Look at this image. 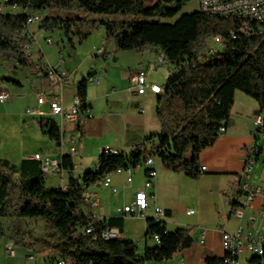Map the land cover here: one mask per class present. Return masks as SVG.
<instances>
[{"label":"trees","instance_id":"16d2710c","mask_svg":"<svg viewBox=\"0 0 264 264\" xmlns=\"http://www.w3.org/2000/svg\"><path fill=\"white\" fill-rule=\"evenodd\" d=\"M146 1L9 0L4 5L7 11L0 12V56L22 67L32 65V55L28 52L34 40L32 35L24 36L22 32L29 29L28 18L41 10L172 18L187 2L160 0L146 7ZM165 1L172 4H163ZM39 21L44 30L64 28L70 42L72 33L83 40L91 30L104 26L107 39L114 38L121 51L163 52L167 64L173 66V78L157 94L160 131L146 136L129 154L104 150L98 166L80 177L73 174L72 155L65 154L62 169L69 175L65 187H47L45 171L38 160L25 158L16 164L0 155V217L39 218L47 224L45 236L37 241L44 247H53L58 256L49 254L45 264H58L61 259L65 264H146L168 260L180 249L191 247L193 227L171 231L156 217L146 218V236H159L160 241L156 246L146 247L143 254L127 237L103 238L101 232L106 228H118L122 232L125 216L98 217L86 190L120 168L145 165L149 156L159 157L165 169L198 179L202 174L199 155L216 142L221 126L230 124L237 91L258 103L264 121V37L230 38L231 31L239 25L238 20L200 10L185 13L173 23L71 18L60 14L41 16ZM215 35L224 39L223 49L208 54L207 42ZM89 77L78 82L82 110L86 109ZM38 122L42 133L60 145L62 130L58 123L46 118ZM261 132L264 133V124L256 128L255 144ZM149 169L145 167L146 174ZM166 214L170 215V210ZM88 227L93 228L92 233L87 232ZM29 233L25 232L24 237ZM28 245L33 248L34 243ZM205 262L222 264L223 256L207 254ZM250 262L260 264L257 256H252Z\"/></svg>","mask_w":264,"mask_h":264},{"label":"crops","instance_id":"0c3cea01","mask_svg":"<svg viewBox=\"0 0 264 264\" xmlns=\"http://www.w3.org/2000/svg\"><path fill=\"white\" fill-rule=\"evenodd\" d=\"M99 49L96 48L92 57L99 58L107 51L104 48L98 52ZM51 51L52 48L40 50L37 54L30 52L33 59V67L30 66L32 69L12 61L10 64L7 62L0 64V92L14 94L13 99L6 103L9 104L0 111V115L17 117L24 127L28 121L25 116H31L36 120L39 131L32 141L37 146L30 151L24 145L25 154L21 160L35 153H42L62 163V157L70 154V149L75 147L76 153L71 154L75 163L73 174L75 177H80L86 171L98 166L99 156L104 150L109 149L114 153L117 150L129 154L135 146L144 142L146 136L157 130L158 95L151 92L138 94L130 88L131 75L139 69L147 71L149 82L159 84L157 80L166 77L165 74L157 76L152 73V66L155 68L161 64L157 62V52L115 51L117 57L113 62L118 64H112L111 57L107 55L106 61L102 62L99 59L90 60L89 57L80 59L75 51L64 54L62 49H55L52 57ZM66 54L73 71L68 64L64 65ZM42 60L47 62L50 68H54L55 72L38 69L35 63ZM97 68L100 69L93 71ZM34 73L44 78L40 80L31 78ZM59 75H62V78ZM89 75L98 78V82H88L86 109L81 111L77 121H66L52 114L48 102L40 107L38 113L27 112L29 107H38L39 92H45L48 99H61L62 104L69 108L77 96L78 82ZM16 109H22L23 112H16ZM88 113H91V116ZM258 114H260L258 103L250 96L236 92L231 122L226 127V132L220 135L213 145L203 149L199 155L200 169L202 166L205 169H201L202 174L198 179L190 178L182 172L165 169L162 162H158L155 158L153 167L157 175L151 188L146 189L144 185L145 165L133 169L131 182L127 181V173L110 174V186L106 188H110L109 191L113 195L111 198L115 201V203L111 202L113 208L110 212L102 205L99 195L95 191H89V188L95 185L89 186L86 195L95 194L99 200L98 205L93 206L95 214L100 218L120 216L117 208L132 202L138 191L146 190L150 194V207L145 211V229L146 218H157L155 207L163 209L164 214L158 219L165 222L168 230L173 231L179 227L194 228L191 232L194 244L191 247L180 249L168 260L148 261L146 264H206L207 254L222 257L224 254L222 231L233 232L240 223L234 215V208L240 206V202L245 199L244 193L239 189L240 176L245 166L244 150L256 143L255 118ZM42 118L52 119L61 127L60 145L42 133L38 122ZM88 119L90 121H87ZM0 155L4 157L1 149ZM139 170H141V181L136 183L135 174ZM56 173H59L60 181L51 187L66 186L69 180L67 171L62 169ZM113 187L117 189L116 193L112 191ZM126 189H131L130 195L119 198V191ZM260 204L261 198L256 197L250 206L244 207L245 217L242 223L246 222L248 216L257 214ZM188 209H194L195 213L187 214ZM149 210L153 211L152 215H147ZM168 210L170 215L166 214ZM261 225L264 226V216ZM121 233L129 238L125 233V222ZM129 239L136 243L134 238ZM156 245L157 241L153 237H147L145 231L143 243L137 244V247L139 253L143 254L146 247Z\"/></svg>","mask_w":264,"mask_h":264},{"label":"built area","instance_id":"2783aa9c","mask_svg":"<svg viewBox=\"0 0 264 264\" xmlns=\"http://www.w3.org/2000/svg\"><path fill=\"white\" fill-rule=\"evenodd\" d=\"M9 0H0V12L5 11V2ZM199 9L202 12L219 15L222 17H233L239 21L237 28L231 31L230 38H239L241 36H263L264 37V0H198ZM41 19L39 13H34L28 18V23L32 24ZM22 35L30 36L31 31L26 28L23 30ZM49 44L53 41L51 38L47 39ZM213 43L223 46L225 42H218L211 37V44L206 52L209 54L211 49L214 48ZM104 48H100L98 52H101ZM30 54V51L28 52ZM157 62L161 64L167 63L161 58L160 53L157 55ZM38 69L55 72L54 68H50L45 61H40L35 63ZM62 78V75H59ZM131 90L138 94H145L151 92L155 95L161 93V85L153 82H149L147 71L144 69H139L131 75ZM88 82H98V78L89 77ZM14 94L12 92H0V103H6L12 100ZM48 102L49 110L52 114L63 118L66 121L74 122L77 121L79 115L82 111V103L77 95L74 99L73 104L66 108L59 98L48 99L45 92H39L37 94V108H28L27 112L34 114L38 113L40 107ZM91 116V113H88ZM264 124L263 116L258 114L255 118V125L260 127ZM226 132V127L221 126L219 133L220 135ZM260 145L253 144L248 146L244 150V169L241 172L239 189L245 195V199L240 202V206L234 208V215L240 220L235 231L230 232L222 231V247L224 250L223 262L222 264H243L241 259H245V264H252L250 259L252 256H257L260 260V264H264V226H262V218L264 216V188L256 183L251 182V171L254 164L257 162V156L260 153ZM118 151L115 150V153ZM70 154L76 153V148L72 147L69 151ZM29 159L38 160L42 164L44 171L48 173H56L62 170V163L58 160L45 156L42 153H35L28 157ZM154 156H149L145 161V165L149 166L150 169L146 174L145 188H151L154 184L153 180L157 175L156 169H154ZM138 167H140L138 165ZM133 167L120 168L116 172L127 173V181L132 180ZM201 169H205L204 166ZM102 185L104 187L110 186V174H107ZM59 187H65V185H59ZM114 193L117 192L115 187L112 188ZM256 197L261 198V204L257 210V214H252L248 216L245 223L242 220L245 217L244 207L250 206L251 202L256 199ZM150 194L146 190H140L136 193L135 198L132 202L117 208V213L123 216H135L138 215L145 218V211L150 207L149 204ZM88 200L91 206H96L99 203L98 198L95 194H90ZM194 209H188L187 214H194ZM155 214L157 218L164 214V211L160 207H155ZM88 233L93 232L92 227L87 228ZM103 238H119L124 237L118 228H106L101 232ZM203 234V238H204ZM154 239L159 242V236H155ZM6 249L11 255H15L16 251L11 243L6 245ZM251 254V257H249ZM34 253H28L24 256L25 263L34 261L36 259ZM58 264H65L64 260H60ZM182 264V263H181Z\"/></svg>","mask_w":264,"mask_h":264},{"label":"rangeland","instance_id":"374dc122","mask_svg":"<svg viewBox=\"0 0 264 264\" xmlns=\"http://www.w3.org/2000/svg\"><path fill=\"white\" fill-rule=\"evenodd\" d=\"M4 1V0H2ZM160 0H147L146 7L152 6ZM163 4H172V2H163ZM199 9L198 0H187L182 9L178 12V14L172 18H160V17H144V16H134V15H124L122 13L115 14H99V13H91L87 11H76V12H52L49 10H41L37 13L40 16L45 17L46 15H63L65 17L71 18H86V19H109V20H119V21H133V22H142V21H162L173 23L178 18H180L185 13H190L192 11ZM4 10L7 11V8L4 6ZM29 30L32 33L33 44L31 45L30 51L34 54L39 53L40 50H47L52 48L51 56L54 57L53 51L55 49H62L64 54L67 52H76L77 56L80 59H85L88 57L90 60L99 59L102 62L106 61V55L110 56V61L112 64H118V62H113L117 55L114 54L115 51L120 52L116 45V41L114 38H108L106 36V30L104 26H99L87 35L86 38L80 40V36L78 34H70L72 38V42L62 40V30L59 28H55L52 30H44L40 28V21L34 22L29 25ZM215 36L213 39L215 40ZM51 38L53 43L49 44L47 39ZM211 44V38L207 42L205 50L209 48ZM215 48L220 50L223 49V46L217 45L215 43L212 44ZM96 48H105L107 51L103 53L101 57L96 58L92 57ZM149 52V51H148ZM65 64L69 65L71 71H73L72 64L68 63V56L65 55ZM10 64V61L3 59L0 56V64L5 63ZM64 62V60H63ZM6 64V65H7ZM33 67V65H31ZM64 67V66H63ZM28 68V67H27ZM31 68V67H30ZM32 69V68H31ZM100 68H97L93 71H98ZM92 72V70H91ZM152 73L158 75L165 74L166 77L163 80H157L159 84H166L170 79L173 78V66L167 63L158 64L157 66H152ZM42 76V75H41ZM34 73L31 75V78H38L39 80L44 78ZM163 77V76H162ZM103 78V77H102ZM243 96H248L242 91H237ZM9 102V101H8ZM7 103V102H6ZM6 103H0V111H3V108L8 105ZM16 112H23L22 109H16ZM263 115V113H260ZM252 116H255L252 114ZM27 119V123L24 127L23 123L15 116L10 115H0V149L2 155L4 157H8L13 163L19 164L21 161V157L25 154L23 146L27 147L30 151L35 149L37 145H35L32 141L35 138V134H39L36 120L31 116H25ZM87 121H90L89 119ZM257 128V126H256ZM160 131V125L155 130L154 133ZM264 140V133H259L258 144L260 145L262 151L259 155L257 162L254 164L253 169L251 171V182L256 183L264 188V145H261V141ZM158 162H162L159 157H155ZM78 161V160H76ZM161 164V163H159ZM57 181H60L59 173H48L45 171V182L47 187L53 186ZM141 181V170H139L135 174V182ZM110 188L104 187L102 184L98 183L95 186H91L89 191H95L101 200L102 205L105 206L107 211H111L113 207H111V202L114 201L111 197ZM88 191V190H87ZM131 193V189H126L124 191L120 190L118 197H128ZM115 196V195H114ZM115 203V201H114ZM97 208V207H96ZM153 211L149 210L147 215H152ZM248 213V212H247ZM46 226L47 224L39 218H25L20 217L18 215L12 216H4L0 217V234L3 233L0 237V264H45V258L49 254L53 256H58L54 251L53 247H44L42 243L38 242L37 239L40 236H45L46 234ZM145 220L144 218L135 215V216H127L125 219V233L129 238H134L136 243L141 245L143 243L145 237ZM25 232H30L28 237H24ZM8 243H12L13 247L16 251V254L13 256L6 249V245ZM30 243H34L33 248H29ZM28 253H34L36 259L34 261L25 263L24 256ZM251 257V254H249ZM242 263L245 264V259H241Z\"/></svg>","mask_w":264,"mask_h":264},{"label":"bare ground","instance_id":"6f19581e","mask_svg":"<svg viewBox=\"0 0 264 264\" xmlns=\"http://www.w3.org/2000/svg\"><path fill=\"white\" fill-rule=\"evenodd\" d=\"M215 40H218V42H224V39L219 35H216ZM216 50H218V48L214 47L213 49H211V51H216ZM160 56L161 58L164 59V61H167L166 56L163 52H160ZM161 90H163L162 86H161ZM105 151H108V150H105ZM105 239H113V238H105Z\"/></svg>","mask_w":264,"mask_h":264},{"label":"water","instance_id":"95a60500","mask_svg":"<svg viewBox=\"0 0 264 264\" xmlns=\"http://www.w3.org/2000/svg\"><path fill=\"white\" fill-rule=\"evenodd\" d=\"M62 40L63 42L67 41L66 32L64 28L62 29ZM261 145H264V140L261 141Z\"/></svg>","mask_w":264,"mask_h":264}]
</instances>
